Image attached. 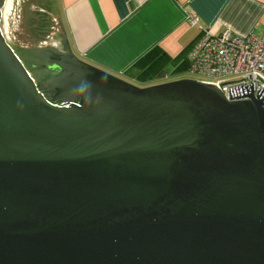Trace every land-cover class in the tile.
Segmentation results:
<instances>
[{
	"label": "water",
	"instance_id": "95a60500",
	"mask_svg": "<svg viewBox=\"0 0 264 264\" xmlns=\"http://www.w3.org/2000/svg\"><path fill=\"white\" fill-rule=\"evenodd\" d=\"M6 3L0 264H264L262 101L12 44Z\"/></svg>",
	"mask_w": 264,
	"mask_h": 264
},
{
	"label": "crops",
	"instance_id": "0c3cea01",
	"mask_svg": "<svg viewBox=\"0 0 264 264\" xmlns=\"http://www.w3.org/2000/svg\"><path fill=\"white\" fill-rule=\"evenodd\" d=\"M55 9L58 28L50 40L64 33L79 59L126 79L155 49L169 59V73L203 31L264 33V0H57ZM189 15L198 27L188 25Z\"/></svg>",
	"mask_w": 264,
	"mask_h": 264
},
{
	"label": "built area",
	"instance_id": "2783aa9c",
	"mask_svg": "<svg viewBox=\"0 0 264 264\" xmlns=\"http://www.w3.org/2000/svg\"><path fill=\"white\" fill-rule=\"evenodd\" d=\"M187 23L199 25L195 15H189ZM186 61L189 75L216 86L227 100H247L252 95L264 105V33L240 37L203 31L188 49Z\"/></svg>",
	"mask_w": 264,
	"mask_h": 264
},
{
	"label": "rangeland",
	"instance_id": "374dc122",
	"mask_svg": "<svg viewBox=\"0 0 264 264\" xmlns=\"http://www.w3.org/2000/svg\"><path fill=\"white\" fill-rule=\"evenodd\" d=\"M56 3L57 0H9V6L2 20L8 41L29 49L44 47L58 28L54 16ZM179 79L198 80L199 78L191 76L185 69H181L175 75L156 79L149 85L167 83Z\"/></svg>",
	"mask_w": 264,
	"mask_h": 264
},
{
	"label": "trees",
	"instance_id": "16d2710c",
	"mask_svg": "<svg viewBox=\"0 0 264 264\" xmlns=\"http://www.w3.org/2000/svg\"><path fill=\"white\" fill-rule=\"evenodd\" d=\"M186 54L185 57H180L176 61L171 62L172 68L169 73H166L164 67L166 66L165 63L169 62V59L159 53L157 49L152 50L137 63L135 69L125 74V77L140 86L152 84L156 79L164 78L165 75H175L181 69L186 71Z\"/></svg>",
	"mask_w": 264,
	"mask_h": 264
},
{
	"label": "bare ground",
	"instance_id": "6f19581e",
	"mask_svg": "<svg viewBox=\"0 0 264 264\" xmlns=\"http://www.w3.org/2000/svg\"><path fill=\"white\" fill-rule=\"evenodd\" d=\"M8 6H9V0H7V3H6V5H5L4 9H3V16H4V14H5V12H6ZM3 16H2V17H3ZM1 25H2V30H3V32H4V34H5L3 24H1ZM5 37H6V36H5ZM6 39H7V38H6ZM7 40H8V39H7Z\"/></svg>",
	"mask_w": 264,
	"mask_h": 264
},
{
	"label": "flooded vegetation",
	"instance_id": "af4514ba",
	"mask_svg": "<svg viewBox=\"0 0 264 264\" xmlns=\"http://www.w3.org/2000/svg\"><path fill=\"white\" fill-rule=\"evenodd\" d=\"M3 16V15H2ZM1 19L3 20L4 19V16L3 17H1ZM2 22V21H1ZM50 40V39H49ZM46 45H50V43H46L44 46H46Z\"/></svg>",
	"mask_w": 264,
	"mask_h": 264
}]
</instances>
